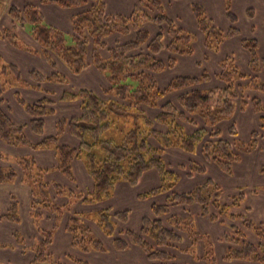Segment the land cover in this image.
<instances>
[{"label": "trees", "instance_id": "16d2710c", "mask_svg": "<svg viewBox=\"0 0 264 264\" xmlns=\"http://www.w3.org/2000/svg\"><path fill=\"white\" fill-rule=\"evenodd\" d=\"M37 1L53 3L66 9L82 6H86V9L70 18L72 32L68 37L60 29L46 25L36 5L26 4L20 9L12 4L5 9L11 28H2L0 39L8 40L12 46H19L15 32L17 29H26L39 48L30 51L40 54L52 68L55 67L53 58L61 61L74 74L83 72L91 64L104 74L108 87L101 95L87 88L63 91L59 101L81 103L80 112L58 120L55 134L42 138L37 144L27 140L25 127L16 124L0 107V141L15 147L54 150L57 170L71 182L75 180L72 164L75 159H79L85 164L93 183L92 189L85 194H76L54 183L52 187L56 194L70 199V202L61 206L51 202L47 196L46 189L50 185L44 179L46 171L38 169L33 159L19 158L12 162V166L0 165V184L15 180L21 173L22 181L33 186L30 216L37 228L42 210H47L55 217L49 230L38 229L41 240L34 249L35 255L30 264H60L53 260L47 249L60 218L71 211L72 201L101 203L112 197L118 183L126 182L134 187L148 171L159 174L160 184L140 194L138 199L146 201L164 195L165 202L151 206L153 217L142 218L138 230L126 229L117 233V226L128 221L129 210L112 212L111 209H102L95 214V223L107 237L113 239L115 250L126 251L133 246L141 250L151 264H187L180 262L174 254L182 243V234H185L190 244L183 250L184 253L201 260L203 264H218L214 240L210 235L198 232L195 216L180 218L169 214L171 206L197 205L200 216L207 217L211 223H223L224 220L228 223L227 231L216 240V244L222 243L225 247L222 261L264 264V206L263 222H255L248 217L251 209H243L247 193L239 190L223 203L220 199L222 189L212 179L195 186L190 192L177 193L173 189L183 175L181 172L190 178L193 174H205L207 168L203 163L191 160L175 169L167 165L163 157L168 150L175 149L189 155L200 152L205 162L215 164L225 175L231 176L234 164L241 160L242 155L257 149V139L264 132V107L259 96L250 100L248 93L264 95V81L258 78V75L264 74V61L257 50L258 41L255 38H243L241 41L242 49L248 53V68L254 77L241 73L232 56L220 62L216 78L221 86L199 88L200 84L210 81L211 76L204 72L199 77L177 76L161 88L157 76L173 69L178 58L192 55L195 43L190 32L179 28L167 16L162 0H143L127 16L108 15L103 0ZM231 2L224 0L226 17L232 23L227 31L211 23L203 6L197 3L191 5L208 52H216L224 41L240 36V29L233 26L237 16L231 12ZM1 3L0 0V17L3 8ZM246 15L253 18V9H248ZM150 23L157 25L160 32L150 36L143 28ZM131 32L134 35L127 42L107 48V56L102 55L101 52L106 49L107 36L116 33L128 36ZM204 60H208L207 55ZM0 72L3 78L0 96L11 87L30 88L44 94L39 101L26 103L16 93L17 102L31 117L29 127L36 135H41L44 119L51 116L56 103L54 93L44 89L43 85L50 82L67 84L65 76L58 72L48 76L39 70H30L25 80L16 65H3ZM169 95L176 96V100L166 99ZM249 103L254 112L260 114L262 125L258 131L250 134L247 143H238L235 141L237 131L233 124L227 129L228 136L222 138L217 129L218 124L231 119L239 108L246 109ZM151 112L153 115L149 116ZM120 124L129 128L119 130V144L113 139H103L102 136L110 127L117 128ZM66 130L78 140V146L59 143V137ZM8 162V156L0 154V163ZM251 193L256 195L257 192L253 190ZM11 198L8 212L0 214V219L18 224L19 204L14 197ZM168 215L170 217L163 220ZM68 218L65 230L71 237L74 249L83 253L106 252L102 241L90 237V229L80 222L82 218L79 215ZM19 238L16 232L15 239ZM199 244L203 247L200 258L197 256ZM67 260L75 264H88L70 256Z\"/></svg>", "mask_w": 264, "mask_h": 264}, {"label": "crops", "instance_id": "0c3cea01", "mask_svg": "<svg viewBox=\"0 0 264 264\" xmlns=\"http://www.w3.org/2000/svg\"><path fill=\"white\" fill-rule=\"evenodd\" d=\"M3 4V8L1 11L0 17V30L2 28H11V23L9 21L8 15L5 13V9L10 5H15L18 8H23L26 4L36 5L43 15V21L46 25H50L56 29H60L65 35L68 37L71 36L72 26L70 24V18L80 13L81 11L86 9V6H82L81 8H70L66 9L63 7L57 6L53 3H40L37 0H1ZM90 1V0H87ZM143 0H103L105 3V11L108 15H122L127 16L130 15L136 6L140 4ZM163 6L165 8L167 16L174 20L175 24L183 29L187 30L194 36L195 43L193 44V54L178 58L175 63V67L170 70H166L167 72H171V75L177 76H195L199 77L200 74L206 72L210 75V81L205 84H200L199 88L201 89H210V87L221 86L222 84L216 78L217 74L220 71V62L227 58H234L237 66H244V70L241 72L247 76L254 77V74L250 72L248 68V53L242 49L241 41L243 38L248 39H256L258 41V55L261 60L264 61V57L262 56V50L264 48V0H232L231 2V12L237 16V22L233 24L240 29V36L232 37L231 39H227L224 41L220 48L216 52H208L205 49V41L204 35L198 29L196 18L192 13L191 5L197 3L205 9L206 16L210 19L211 23L217 28H221L224 31H227L231 28L232 23L229 22L226 17L224 0H162ZM248 9H253L254 15L253 18H250L246 15ZM143 28L149 32L150 36L155 35L160 32V28L154 23L145 24ZM16 37L19 41V46H12L8 40L2 38L0 39V67L3 65H16L19 71L22 74L23 79H27V74L30 70H39L42 73L50 76V74L54 72H58L65 76L68 81L67 84H56L54 82H50L48 84L43 85V88L52 91L54 93V98L56 99V103L54 106V111L51 116H48L44 119V131L41 135H36L33 130L29 127V123L31 117L27 115L24 108L20 106V104L16 100V93L20 94L26 103H35L39 101L40 98L44 96L40 91H35L33 89L27 88L23 89L21 87H11L7 88L3 94L0 96V107H2L9 115L10 118L16 123L23 125L25 128V137L27 140H30L31 143L37 144L44 137H50L55 134L56 127L55 124L58 120L63 118H70L74 115L79 114L81 103L79 102H60L59 98L62 95L63 91L73 90V89H84L85 87L95 93L102 94L105 89L108 87V81L105 79V76L102 72H100L97 68H94L91 64L85 68V70L79 74L71 73L69 69L65 67V65L56 58L55 67L52 68L49 63L44 59L40 54H34L32 51H36L38 45L34 42L33 38L30 37L28 31L17 29L15 32ZM131 36H124L121 34H112L108 38L105 39L106 49L101 53L103 56H107V48L113 47L117 45V43L127 42ZM208 56V60H204V56ZM165 76V75H164ZM164 76L158 75V79L160 81L164 80ZM259 79L264 80V74L258 75ZM91 80V83H88ZM3 78L0 72V88L3 86ZM85 84H90V87H87ZM216 84V85H215ZM89 86V85H88ZM94 88H97L95 91ZM248 96L251 100L253 97L259 96L262 100V106L264 107V95L256 94L254 92H249ZM246 112L253 113L256 119H259L260 114H256L254 112L253 107L249 103L246 106V109L241 110L240 108L235 112L234 116L228 120V127L231 125H235L238 117L242 118ZM236 127V125H235ZM218 129V127H217ZM253 132V131H252ZM251 132V133H252ZM228 134V131H227ZM264 134V132H263ZM59 143L61 145L68 146H78V140L73 138L69 132L66 130L62 136L59 137ZM0 154L2 152H7L3 155L8 156L9 160L16 161L19 158L33 159L34 163L40 170H45V182L50 185L48 188L50 190V195L53 200L61 199L62 201L58 205H65L67 202H70L68 196L57 195L55 189H53L52 185L54 183L60 184L65 189H68L74 193H86L92 189L93 183L92 179L88 172H86L85 164L79 159H75L72 164V172L74 173V181H69L62 173L57 170L58 162L56 160V154L54 150H45V149H34L33 147H22V146H11L5 144L0 141ZM262 148L259 146L257 151L253 152L254 154H249L250 162L248 166L245 165L247 162L245 157L246 154L242 155V158L237 164L233 166L232 175H225L215 164L205 162L200 152H196L195 154H186L180 149L168 150L167 153L163 156L164 160L166 159V155L168 153H174L177 156H180L179 161L176 160L174 162L173 168H177L180 165H186L191 160L203 163L207 168L206 173L203 175L193 174L190 178L183 174L180 177V181L174 187L173 191L177 193H185L192 191V188L198 185H202L206 180L212 179L208 174L209 169L216 166L217 171H215L216 178H221L223 181L230 187H226V189L222 186V182H219L220 189L225 191L227 198L231 195H234L238 190L231 186V184H235L237 179L241 177L247 178L245 182H248V185L251 186L256 184L253 181V177L261 178V182H264V177L261 174V171H264V166L261 164L263 157L262 156ZM243 162V163H242ZM244 166V169H241V165ZM264 163V162H263ZM2 166H7L10 164L0 163ZM170 165V164H167ZM12 166V165H10ZM239 172H243V174H239ZM264 174V173H262ZM214 178V179H216ZM217 178V179H218ZM259 178V179H260ZM195 180V181H193ZM239 181V180H238ZM144 182V184H143ZM233 182V183H232ZM153 183V187L155 188L160 184L159 174L155 171H148L145 175L139 180V183L132 187L126 182L118 183L112 192V197L108 200L102 201L101 203L95 204H87L83 202V200L72 201L71 203V211L64 215L58 227L56 228L55 233L52 237V243L49 245L47 249V253L50 254L54 261H58L60 264H75L71 260H67L70 256L74 260H81L88 264H151L147 261L145 254L135 248L133 246L126 249V251H117L113 248V239L107 237L101 229L98 228L95 223V214L101 211L102 209H111L113 211H124V209L129 210V219L125 224L118 225L117 233L125 231L126 229L138 230L141 225V220L144 217H153L151 214V206L153 204H164L165 196L158 195L154 199H146V201H140L138 196L144 192H139L136 188H140L145 184ZM157 184V185H156ZM195 185V186H194ZM148 189V190H150ZM146 190V191H148ZM255 190L257 193L253 195L251 191ZM34 191L33 186L28 185L22 181L21 173L18 174V177L10 181L6 184H0V214L4 215L8 212V207L11 202V197H14L19 204V215H20V223L16 224L13 222L5 221L0 219V264H30V262L34 258V249L37 246L38 242L41 240L40 231L49 230L54 222L55 217L47 210H42V218L38 223V227L35 225V222L31 219L30 213L32 210L30 209L31 202L34 197L32 195ZM258 197L262 199H258L250 206V200H256ZM247 203H244L243 209H251L248 217L252 218L253 213L257 215V222H263V206H264V190H256L250 188L246 194ZM138 202L143 203L139 204ZM124 203H132L135 207V210H131V208H124ZM142 205V206H140ZM200 208L197 205H193L190 207L184 206H171L170 207V215H177L180 218L187 217L189 215L195 216V224L198 232L201 233L200 228L206 226H218L219 231L213 237L216 241L218 238H221L223 234L227 231V221L224 220L223 223L216 222L211 223L207 217L203 218L200 216ZM83 213H93V221L88 223L91 224V228L94 230L97 238L107 245L106 252L97 253H83L74 249L71 246V237L67 234L65 230V226L68 221V217L71 215H78ZM170 215L163 217V220L166 221ZM132 222V223H131ZM132 225V226H131ZM213 225V226H212ZM16 232L19 233V240L15 239ZM182 243L178 245V249L174 252L175 256L180 262L187 264H203V262L199 259H193L192 256L183 252V250L189 247L190 241L188 236L182 234ZM220 246L224 249L225 247L222 243H219ZM202 244H199L197 256L198 258L202 255ZM220 258L222 259V253ZM219 262V261H218ZM231 263V262H230ZM235 264H251L247 262H233ZM43 264V263H42ZM46 264H49L46 262ZM255 264V263H252Z\"/></svg>", "mask_w": 264, "mask_h": 264}, {"label": "rangeland", "instance_id": "374dc122", "mask_svg": "<svg viewBox=\"0 0 264 264\" xmlns=\"http://www.w3.org/2000/svg\"><path fill=\"white\" fill-rule=\"evenodd\" d=\"M131 35H134V32H131L130 34H129V36H131ZM110 36V35H109ZM109 36H107V38L109 37ZM124 37V36H123ZM132 38V37H131ZM262 50V56L264 57V48L263 49H261ZM239 70L242 72L243 70H244V66L242 65V62L240 63V66H239ZM165 75V76H164ZM164 75H162V76H164V80H162V81H159L158 82V86L159 87H161V88H163L168 82H169V80H172V79H174V78H176L177 77V75L178 74H176V75H171V72H165L164 73ZM260 81H264L263 79H260ZM88 83H91V80L88 82ZM219 83V82H218ZM87 87H90V88H92L91 86H90V84H85ZM216 85V84H215ZM86 88V87H85ZM95 89V91L97 90V88H94ZM177 95V94H176ZM173 97V98H172ZM175 97L176 96H171V95H169V97H166V99H173V100H176L175 99ZM149 114V113H148ZM153 115V112H151L150 114H149V116H152ZM263 115H264V113H263ZM200 122V121H199ZM201 125V124H200ZM235 125H236V131H237V135H236V138H235V141L236 142H238V143H240V142H243V143H247L248 141H249V139H250V134H251V132L252 131H258V129H259V127L262 125V123H261V121H259V119H256V117L254 116V114L253 113H249V112H246V114L242 117V118H240V117H238L237 118V120H236V123H235ZM218 129H219V131L221 132V137L222 138H224V137H227L228 136V134H227V131H226V128L228 127V120H223V121H221L219 124H218ZM121 128H129V127H125V126H123L122 124H120V125H117V128L115 127V126H112V127H110V129L108 130V131H106L105 133H104V136H102L103 137V139H105V140H110V139H113L114 141H115V143H117V144H119L120 142H121V140H120V134H119V130H121ZM184 133H186V134H189V133H187V131H185ZM257 141H258V147L259 146H261V148L263 149L262 150V156L261 157H263V159L262 160H264V134H263V132L261 133V137H259V139H257ZM151 143L155 146V144H154V142L153 141H151ZM257 147V148H258ZM1 151V150H0ZM255 151H257V149H255V150H253V151H251L249 154H254L253 152H255ZM1 153V152H0ZM3 154H5V153H7V152H2ZM2 154V155H3ZM249 154H246L247 156L245 157V159H246V163H245V165H247L248 166V163L250 162V160L252 159V158H250V156H249ZM6 155V154H5ZM166 159H165V162H166V164H170L169 166H171L172 168H173V165H174V162L176 161V160H178L179 161V159H180V156H177V154L175 155L174 153L172 154V152L171 153H168L166 156ZM253 160V159H252ZM14 160H9V164L10 165H13L12 164V162H13ZM264 161H262V165L264 166V163H263ZM243 163V162H242ZM240 164L241 166V169H244V166H242L243 164ZM38 168V167H37ZM36 168V169H37ZM177 169V168H176ZM215 171H217V168H216V166H214L213 168H210L209 169V172H208V174L210 175V177L211 178H213V181H215L216 183H218L219 184V182H222L221 184H222V186L226 189V187H230L227 183H226V181H223L221 178H216V176H215ZM182 174H184V172H181ZM262 173H264V171H261V174L260 175H263V177H264V174H262ZM239 174H243V172H239ZM261 177V176H260ZM260 177H257V178H255V177H253V181H254V183L256 184V186L254 185H248V182H245V180L247 179H245V178H243V177H241L240 179H237L236 180V182H235V184H231V186L233 187V188H235V189H238V190H236L237 191V193H238V191L239 190H242V191H244L245 193H247L248 191H249V189L250 188H252V189H256V190H259V191H261V190H264V182H261L260 180H261V178ZM214 178H216V179H214ZM260 178V179H259ZM44 179H45V176H44ZM239 180V181H238ZM248 180V179H247ZM193 181H195V180H193ZM233 183V182H232ZM143 184H144V182H143ZM157 185V184H156ZM220 185V184H219ZM153 186H155V185H153V183H150V184H145L144 186H142V187H140V188H136L139 192H146V190H148V189H150L151 187H153ZM195 186V185H194ZM46 192H47V196H49V199L51 200V202H53L54 204L56 203V204H60V202L62 201L61 199H56V200H53V198H52V196L50 195V190L47 188L46 189ZM155 197H152L151 199H154ZM262 199L261 197H258L256 200H254V199H252V200H250L251 202H250V206L254 203L255 204V202L256 201H258V199ZM220 199L222 200V202L223 203H226L228 200V198H227V195L225 194V191L224 190H222V193H221V197H220ZM263 200V199H262ZM139 204H142V205H144L143 203H141V202H138ZM245 203H247V200L245 201ZM74 204V203H73ZM72 204V205H73ZM254 204H253V206H254ZM71 205V206H72ZM142 205H140V206H142ZM70 206V207H71ZM252 207V206H251ZM124 208H131V210H133V212H134V210H135V207H134V205L132 204V203H124V205H123V209ZM71 209H72V207H71ZM79 215V217L80 218H82V219H80V222L84 225V227H86V228H88V229H90V237H92V238H96V239H98L97 238V236H96V234H95V232H94V230L91 228V224L92 223H88V221H87V219L89 220V222L91 221H93V217H92V215H93V213H83V214H78ZM61 219V218H60ZM257 215L256 214H254L253 213V216H252V220H254L255 222H257ZM132 223V222H131ZM132 226V225H131ZM213 226V225H212ZM200 231H201V233L202 234H208V235H210L211 236V238L213 239V237H216L215 235L217 234V232L219 231V227L218 226H213V227H211V226H204V227H201L200 228ZM99 240V239H98ZM214 240V239H213ZM101 241V240H100ZM103 242V241H102ZM103 244L105 245V249H107V244L106 243H104L103 242ZM224 245V244H223ZM213 247H215V255H216V257L217 258H219V262H218V264H235V263H233V262H229V263H227V262H224V261H222V259L220 258V256L221 255H219V254H224V249L222 248V246H220L219 245V243L217 242V244H216V241L214 240V246ZM197 250H198V247H197ZM96 264V263H95Z\"/></svg>", "mask_w": 264, "mask_h": 264}]
</instances>
